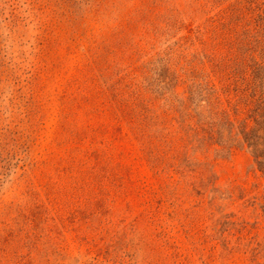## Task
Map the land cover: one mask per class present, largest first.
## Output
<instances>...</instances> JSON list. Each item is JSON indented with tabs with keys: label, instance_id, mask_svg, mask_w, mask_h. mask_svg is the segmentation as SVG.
Listing matches in <instances>:
<instances>
[{
	"label": "rangeland",
	"instance_id": "obj_1",
	"mask_svg": "<svg viewBox=\"0 0 264 264\" xmlns=\"http://www.w3.org/2000/svg\"><path fill=\"white\" fill-rule=\"evenodd\" d=\"M262 48L264 0H0V264H264Z\"/></svg>",
	"mask_w": 264,
	"mask_h": 264
},
{
	"label": "trees",
	"instance_id": "obj_2",
	"mask_svg": "<svg viewBox=\"0 0 264 264\" xmlns=\"http://www.w3.org/2000/svg\"><path fill=\"white\" fill-rule=\"evenodd\" d=\"M257 43L261 44V42ZM234 45L235 44L231 45L232 49H234ZM254 46V42L250 39L242 42L244 54L246 56H250L251 53L254 52ZM260 52L262 58H264V48H262ZM250 62L251 65H249V68L252 71V75L256 80L261 79L262 81V79H264L262 78L264 76V66L261 63L254 61V58H252ZM202 94L203 96L206 95L207 100L205 101L209 104V109L207 112L205 110H201V115L208 114L209 116H207L206 119H201L199 121V130L206 134L209 140L213 141L215 139L223 141V131L224 133L226 131H230V137H232L235 123L231 121L230 115L224 108L223 103H221V101L217 98L215 99V93L212 89H203ZM257 106L258 107L250 117V121L254 122V126L251 128L247 122L244 124L242 123L241 137L243 139V145L248 146L252 150L255 162L259 170L264 175V94L260 97ZM198 109H203V107H198ZM220 119L221 124L219 121ZM220 125L223 127L222 129L219 128Z\"/></svg>",
	"mask_w": 264,
	"mask_h": 264
}]
</instances>
